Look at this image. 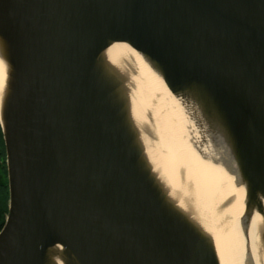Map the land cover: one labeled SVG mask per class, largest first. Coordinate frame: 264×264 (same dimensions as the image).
I'll use <instances>...</instances> for the list:
<instances>
[{"label": "water", "instance_id": "1", "mask_svg": "<svg viewBox=\"0 0 264 264\" xmlns=\"http://www.w3.org/2000/svg\"><path fill=\"white\" fill-rule=\"evenodd\" d=\"M112 44L162 79L243 188L239 223L247 234L256 213L264 264V0H0V264H220L148 152L137 64L107 58Z\"/></svg>", "mask_w": 264, "mask_h": 264}, {"label": "bare ground", "instance_id": "2", "mask_svg": "<svg viewBox=\"0 0 264 264\" xmlns=\"http://www.w3.org/2000/svg\"><path fill=\"white\" fill-rule=\"evenodd\" d=\"M104 51L112 61L123 58L137 64L138 72L129 88L132 112L139 115L142 111L144 116L150 110L159 136L158 148L149 146L148 152L167 172L188 204L196 209L193 216L197 222L213 232L220 264H263L253 232L256 213L252 215L247 234L244 235L239 223L243 188L235 185V177L216 160L217 156L170 96L162 79L124 44H112ZM6 66V58L0 55V96Z\"/></svg>", "mask_w": 264, "mask_h": 264}, {"label": "flooded vegetation", "instance_id": "3", "mask_svg": "<svg viewBox=\"0 0 264 264\" xmlns=\"http://www.w3.org/2000/svg\"><path fill=\"white\" fill-rule=\"evenodd\" d=\"M1 133V131H0ZM5 149L1 134V145H0V188L1 190H6L8 195V187H7V170H6V163H5ZM1 229V228H0Z\"/></svg>", "mask_w": 264, "mask_h": 264}, {"label": "trees", "instance_id": "4", "mask_svg": "<svg viewBox=\"0 0 264 264\" xmlns=\"http://www.w3.org/2000/svg\"><path fill=\"white\" fill-rule=\"evenodd\" d=\"M0 145H1V133H0ZM8 195L6 190L0 188V228L3 225L6 213H7Z\"/></svg>", "mask_w": 264, "mask_h": 264}]
</instances>
